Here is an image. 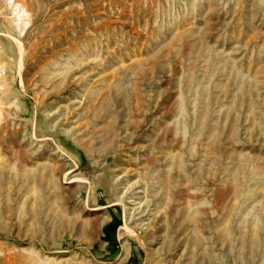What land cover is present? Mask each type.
I'll return each mask as SVG.
<instances>
[{
  "label": "rangeland",
  "instance_id": "374dc122",
  "mask_svg": "<svg viewBox=\"0 0 264 264\" xmlns=\"http://www.w3.org/2000/svg\"><path fill=\"white\" fill-rule=\"evenodd\" d=\"M0 264H264V0H0Z\"/></svg>",
  "mask_w": 264,
  "mask_h": 264
},
{
  "label": "trees",
  "instance_id": "16d2710c",
  "mask_svg": "<svg viewBox=\"0 0 264 264\" xmlns=\"http://www.w3.org/2000/svg\"><path fill=\"white\" fill-rule=\"evenodd\" d=\"M106 230H107V232H109V227H108V228H106Z\"/></svg>",
  "mask_w": 264,
  "mask_h": 264
}]
</instances>
